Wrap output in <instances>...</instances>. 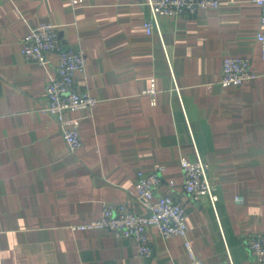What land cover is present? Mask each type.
Instances as JSON below:
<instances>
[{"label": "crops", "instance_id": "1", "mask_svg": "<svg viewBox=\"0 0 264 264\" xmlns=\"http://www.w3.org/2000/svg\"><path fill=\"white\" fill-rule=\"evenodd\" d=\"M145 0H0V264H189L185 239L204 264H261L245 239L264 233V77L222 86L225 56L264 70L252 0L160 16L148 33ZM56 26L64 46L82 51L75 82L95 98L79 118L81 146L70 152L42 110L57 54L26 60L29 27ZM154 80V93L147 90ZM207 164L215 208L183 190L180 158ZM162 167L158 194L186 207V237L149 228L152 253L104 229H71L104 204L146 211L136 173Z\"/></svg>", "mask_w": 264, "mask_h": 264}, {"label": "built area", "instance_id": "2", "mask_svg": "<svg viewBox=\"0 0 264 264\" xmlns=\"http://www.w3.org/2000/svg\"><path fill=\"white\" fill-rule=\"evenodd\" d=\"M259 9V24L256 34L260 42L261 56L264 58V0H252ZM149 7V18L145 20V28L150 33L153 28L159 31L160 16H180L193 14L206 8H216L219 0H145ZM20 50L26 60L35 61L40 65L49 62L48 54H57V75L46 84L47 102L42 110L48 113L60 127L61 136L70 152L81 146L79 118H66V112L92 109L96 98L88 91L80 89L75 82V74L83 72L85 57L81 50L64 46L57 34L56 26L43 23L29 27L20 39ZM264 77V70L258 73L250 67V59L242 56H225L222 60L219 82L222 86H239L247 79ZM154 93V80L147 90ZM183 174V190L191 200L199 201L207 196L213 208L217 201L214 186L207 175V164L196 151V160L180 158ZM162 167L146 173H136L135 191L146 211L135 213L125 204H104L101 215L87 222L73 224L71 229H104L115 236L125 239L133 245L140 257H148L152 253L149 239V228H156L163 238L173 235L186 237L188 224L184 204L176 201L168 194H158L156 187L160 182ZM189 264H204L202 259L185 239ZM250 256L258 263L264 264V233L250 234L245 239Z\"/></svg>", "mask_w": 264, "mask_h": 264}]
</instances>
